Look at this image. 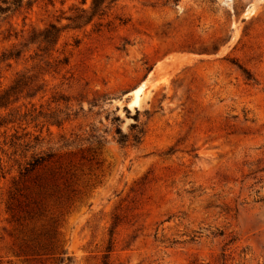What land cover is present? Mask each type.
Segmentation results:
<instances>
[{"label":"rangeland","instance_id":"1","mask_svg":"<svg viewBox=\"0 0 264 264\" xmlns=\"http://www.w3.org/2000/svg\"><path fill=\"white\" fill-rule=\"evenodd\" d=\"M93 1L0 18V96L21 72L43 85L1 111L23 118L0 129V264H50L6 210L41 151L76 193L49 215L73 264H264V0ZM52 25L57 45L30 44ZM16 132L37 150L14 155Z\"/></svg>","mask_w":264,"mask_h":264},{"label":"trees","instance_id":"2","mask_svg":"<svg viewBox=\"0 0 264 264\" xmlns=\"http://www.w3.org/2000/svg\"><path fill=\"white\" fill-rule=\"evenodd\" d=\"M115 1L117 0H94L92 10L98 11L105 4H107L105 7L107 8ZM24 5L25 0H0V18L13 10L22 9ZM3 22L5 20H0V24ZM47 32L51 36H44V38L40 36L32 39L30 44H39V48L43 44L46 46L57 45L60 30L55 25H52ZM15 37L18 39V34ZM22 54L23 50H19L17 45H13V50L4 53L3 58L4 60L19 59ZM42 86L40 85L39 77L30 74L29 71L21 72L17 75L11 87L0 96V129L7 128L10 124L14 125L23 118H15V115L17 116L20 111L4 116L1 111H7L11 105L23 98L24 94L26 98L30 99L37 97L42 91ZM143 133V130H141L138 134ZM118 134L120 137H125L121 130ZM10 137V141L7 142L8 136L6 134L5 141L6 145L8 144L15 149L14 155L19 151L22 154L31 150L35 151L41 143L40 136L33 137L29 133L18 136V132H16ZM134 141L138 143L140 138L135 137ZM120 142L126 141L120 139ZM55 157L56 154L51 152H34L29 161L25 164H20L19 177L14 180L8 193L6 210L11 215L12 222L16 223L18 228H20L19 235L22 236L19 243L20 254L34 257L35 260H41V258L48 256L49 258L45 260L49 261L50 264H73V258L68 255L66 250H61L60 253H57L60 251L59 220L58 216L49 218V215H52L50 213L52 209H64L76 197L75 191L71 190L68 182L61 183L62 178L59 177L60 168L51 164L52 159ZM2 163V159H0L1 171L5 169ZM28 253L30 254L28 255ZM57 255L59 256L57 257Z\"/></svg>","mask_w":264,"mask_h":264}]
</instances>
